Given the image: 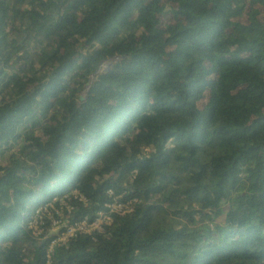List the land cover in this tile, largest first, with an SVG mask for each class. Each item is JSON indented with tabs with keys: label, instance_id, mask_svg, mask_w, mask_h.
Segmentation results:
<instances>
[{
	"label": "trees",
	"instance_id": "1",
	"mask_svg": "<svg viewBox=\"0 0 264 264\" xmlns=\"http://www.w3.org/2000/svg\"><path fill=\"white\" fill-rule=\"evenodd\" d=\"M255 7L0 0V264H264ZM115 196L130 210L48 252Z\"/></svg>",
	"mask_w": 264,
	"mask_h": 264
},
{
	"label": "built area",
	"instance_id": "2",
	"mask_svg": "<svg viewBox=\"0 0 264 264\" xmlns=\"http://www.w3.org/2000/svg\"><path fill=\"white\" fill-rule=\"evenodd\" d=\"M109 193L111 191L109 190ZM132 200L126 202L118 201V196H115L111 203L106 204L107 210L97 212L96 216L93 218L84 217L72 225H68L66 229L51 242L48 252L51 251L52 247L57 243H63L66 239L76 233H90L93 230H100L102 225L110 220V214L116 211H129ZM54 224L58 225V221H54ZM55 225L56 227H58ZM49 264V263H47Z\"/></svg>",
	"mask_w": 264,
	"mask_h": 264
},
{
	"label": "rangeland",
	"instance_id": "3",
	"mask_svg": "<svg viewBox=\"0 0 264 264\" xmlns=\"http://www.w3.org/2000/svg\"><path fill=\"white\" fill-rule=\"evenodd\" d=\"M264 13V8H259V7H255L253 8L251 11L247 12V16L252 19L253 21L257 22L259 20H261L260 15ZM123 59V58H122ZM125 60H127V58H124ZM101 70V66L100 64L97 66L96 70L94 71V73L98 74ZM227 81L233 85V83L231 82V79H227ZM86 94V87H83L81 90V95L78 96V101H81L84 99ZM234 105V100H231L230 102H228L226 104V106H233ZM236 114L241 118L244 119V114L242 112H240L239 110L236 109ZM32 222L29 223L30 226H32ZM57 227H55L53 230H56Z\"/></svg>",
	"mask_w": 264,
	"mask_h": 264
},
{
	"label": "water",
	"instance_id": "4",
	"mask_svg": "<svg viewBox=\"0 0 264 264\" xmlns=\"http://www.w3.org/2000/svg\"><path fill=\"white\" fill-rule=\"evenodd\" d=\"M121 59H122L121 56H116V57L107 58L104 61H102L100 63V66H101L100 72L98 74H96V73L93 72V74L91 76V79H90V82L85 86L86 87V94H88L91 91L92 84H94L95 82L98 81L100 75L103 72H106L110 68H112L113 66H115L116 63H117V61H120ZM86 94H85V96H86ZM80 95H81V91L78 93V96H80Z\"/></svg>",
	"mask_w": 264,
	"mask_h": 264
}]
</instances>
